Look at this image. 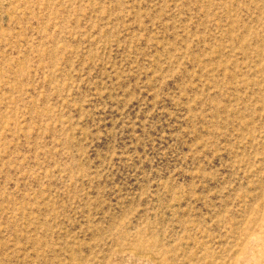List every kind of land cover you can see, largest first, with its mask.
Segmentation results:
<instances>
[{"label":"rangeland","instance_id":"1","mask_svg":"<svg viewBox=\"0 0 264 264\" xmlns=\"http://www.w3.org/2000/svg\"><path fill=\"white\" fill-rule=\"evenodd\" d=\"M0 264H264V0H0Z\"/></svg>","mask_w":264,"mask_h":264}]
</instances>
